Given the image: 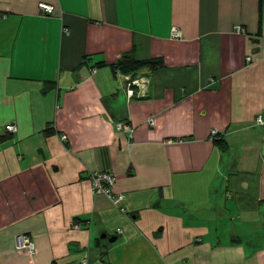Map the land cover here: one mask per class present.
Wrapping results in <instances>:
<instances>
[{
    "label": "crops",
    "instance_id": "1",
    "mask_svg": "<svg viewBox=\"0 0 264 264\" xmlns=\"http://www.w3.org/2000/svg\"><path fill=\"white\" fill-rule=\"evenodd\" d=\"M0 264H264V0H0Z\"/></svg>",
    "mask_w": 264,
    "mask_h": 264
},
{
    "label": "built area",
    "instance_id": "2",
    "mask_svg": "<svg viewBox=\"0 0 264 264\" xmlns=\"http://www.w3.org/2000/svg\"><path fill=\"white\" fill-rule=\"evenodd\" d=\"M39 8L41 11L45 13H50L53 10V6L49 4H40ZM173 33L175 35L179 34V31L177 28L173 27ZM235 31L242 32L243 28L241 26H235ZM139 85V81L137 79H128L127 83V95L132 96L133 95V89L131 86ZM149 122L152 124V120H149ZM256 122L258 124H263V121L261 117H257ZM117 129H124L127 131H131V128L129 125L125 124L124 122H118L116 124ZM5 129L7 131H15L16 126L13 123H8L5 125ZM62 139H65V136H62ZM90 180L92 184V190L94 193H103L106 194L109 198L113 200L114 203L119 204L121 200L123 199V194L114 193V183H115V175L111 172L106 171H100L96 173L90 174ZM77 225H74L73 228H76ZM15 247L18 251H24L27 252L29 255L35 254V247L31 240V238L24 234H17L15 236ZM83 263H85L83 261Z\"/></svg>",
    "mask_w": 264,
    "mask_h": 264
},
{
    "label": "trees",
    "instance_id": "3",
    "mask_svg": "<svg viewBox=\"0 0 264 264\" xmlns=\"http://www.w3.org/2000/svg\"><path fill=\"white\" fill-rule=\"evenodd\" d=\"M84 61H86V57H84ZM160 62L153 60H134L132 56H126L125 59L120 60L118 64L111 65L112 68L120 67L124 73H128L131 71H135L141 67H149L150 69H156L159 66ZM106 63L104 61H97L94 64V67H102L105 66Z\"/></svg>",
    "mask_w": 264,
    "mask_h": 264
},
{
    "label": "water",
    "instance_id": "4",
    "mask_svg": "<svg viewBox=\"0 0 264 264\" xmlns=\"http://www.w3.org/2000/svg\"><path fill=\"white\" fill-rule=\"evenodd\" d=\"M109 240H110V241H113V240H115V237L109 238Z\"/></svg>",
    "mask_w": 264,
    "mask_h": 264
}]
</instances>
